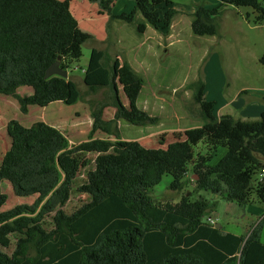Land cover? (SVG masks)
Wrapping results in <instances>:
<instances>
[{
    "label": "trees",
    "instance_id": "trees-1",
    "mask_svg": "<svg viewBox=\"0 0 264 264\" xmlns=\"http://www.w3.org/2000/svg\"><path fill=\"white\" fill-rule=\"evenodd\" d=\"M71 1L0 0V95L15 99L22 115L31 106L45 108L54 102L72 106L83 100L71 79L45 78L57 61L62 70L70 71L82 57L84 43L92 40L79 28ZM86 1L96 4L98 14L108 21L131 24L140 15L139 34L147 27L169 29L177 15L168 0H133L132 10L119 14L113 13L118 0ZM218 1L217 6H200L192 14L194 35H216L214 19L225 5L250 7L258 13L255 23L264 22L258 0ZM106 56L103 50L92 49L83 72L89 94L99 89L109 93L106 100L88 101L87 140L70 147L65 135L45 122L29 127L16 120L7 123L11 143L0 162V264H264V217L245 234L208 222L220 202L244 208L255 196L264 207V112L255 121L218 118L215 103L205 99V85L198 80L191 88L201 127L185 130L183 140L165 149L145 148L137 141L120 143L119 120L145 127L157 125L158 119L137 106L142 78L127 62L115 58L109 64ZM260 64L264 67V55ZM22 87L30 88L31 95L20 96ZM119 87L126 106L117 99ZM106 108L115 110L110 120L103 118ZM99 132L116 142L95 138ZM200 143L204 154L195 153ZM218 148L226 153L211 165ZM79 153L96 155L94 168L78 188L91 201L68 215L60 208L71 196L77 171L64 159ZM188 173L195 177L193 192H184ZM165 176L171 177L170 191L183 192L179 201L160 203L152 197ZM3 181L16 197L36 199L2 211L7 202ZM51 214L54 227L46 231L42 223ZM14 235L15 247L7 254L3 250Z\"/></svg>",
    "mask_w": 264,
    "mask_h": 264
},
{
    "label": "rangeland",
    "instance_id": "rangeland-1",
    "mask_svg": "<svg viewBox=\"0 0 264 264\" xmlns=\"http://www.w3.org/2000/svg\"><path fill=\"white\" fill-rule=\"evenodd\" d=\"M75 1L70 11L78 21L79 28L92 37L82 46L79 62L68 71V78L76 83L83 100L72 106L59 102L45 108L31 106L28 113L22 115L15 99L0 95V162L11 143L6 133V125L10 120H16L25 127L39 121L52 125L65 135L70 147L87 140L91 122L88 101H103L109 94L107 89L89 94L83 84V71L92 49L103 50L109 64L117 58L132 67L143 80L137 106L158 119L157 125L145 127L119 120L120 143L137 141L145 148L165 149L168 144L183 140L185 130L201 127L200 108L194 102L191 88L198 80L205 85V99L215 103L214 113L218 118L229 115L237 120L255 121L264 112V67L260 64L264 55V22L255 23L258 13L254 9L225 5L214 19L217 34L200 37L191 31L192 14L200 6L208 9L217 6L218 0H168L171 8L177 11L171 27L158 31L147 27L143 34L136 30L137 25L143 22L138 14L131 24L108 19L105 22L99 16L96 4L86 0ZM258 1L264 7V0ZM133 3V0H118L113 13H129ZM31 93L30 88L18 89L20 96H29ZM117 99L127 104L121 87ZM114 111L113 108H106L104 118L110 119ZM94 137L116 142L114 137L100 132ZM194 150L195 153L204 154L206 148L200 143ZM95 156L79 153L64 159L65 162L73 163L77 171L71 196L60 208L68 215L91 201L78 188L86 182L88 172L94 168ZM219 159V155L213 157L211 165H215ZM194 179L191 173L186 175L184 192L194 191ZM170 182L171 177L165 176L154 187L152 197L157 202L179 201L183 192L170 191ZM1 191L7 196L2 211L20 204L30 205L36 199V196L16 197L7 181L1 183ZM200 195L211 198L210 194ZM194 197L197 198V195ZM231 204L221 202L211 217L232 233L245 234L252 224H257L264 217V207L256 201L255 196L252 203L244 208ZM52 217L53 214L43 220L46 231L54 227ZM16 238L17 235L11 237L10 247L3 250L5 253H12ZM261 242L264 244V221L261 224Z\"/></svg>",
    "mask_w": 264,
    "mask_h": 264
},
{
    "label": "crops",
    "instance_id": "crops-1",
    "mask_svg": "<svg viewBox=\"0 0 264 264\" xmlns=\"http://www.w3.org/2000/svg\"><path fill=\"white\" fill-rule=\"evenodd\" d=\"M76 1L75 0H72L71 2H70V7L75 3ZM219 2V1H218ZM97 11H98V8L96 9ZM75 14L78 16V17H80V18H82V15L78 12V11H75ZM102 19H103V21H105L106 22V19H108V17L106 16V15H99ZM75 18V17H74ZM78 22V21H77ZM78 25H79V23H78ZM146 31H147V29H146ZM84 33H86L85 31H84ZM86 34H88V33H86ZM88 35H90V34H88ZM91 41V40H90ZM127 104H125V106H126ZM139 108V107H138ZM115 112V111H114ZM113 115H114V113H113ZM103 118H104V113H103ZM113 118V116L110 118V119H112ZM110 119H108V120H110ZM104 120H106L105 118H104ZM52 126V125H51ZM89 127H91V122H90V125H89ZM59 130V129H58ZM90 130V129H89ZM225 153H226V149H224V148H218L217 150H216V155L218 156L219 155V158H221L222 156H224L225 155ZM188 175V174H187ZM221 203V202H220ZM220 203H219V205H220ZM232 205V204H231ZM235 207H237L238 208V206H236L235 204H233ZM227 206H228V204H227ZM233 206V207H234ZM213 218V217H212ZM214 219V218H213ZM216 222H217V219H214ZM226 225L228 226L229 224H227L226 223ZM222 226V225H221ZM226 231H228L227 230V228H225L224 226H222ZM228 232H230V231H228ZM230 233H232V232H230ZM234 234H237V233H234Z\"/></svg>",
    "mask_w": 264,
    "mask_h": 264
},
{
    "label": "water",
    "instance_id": "water-1",
    "mask_svg": "<svg viewBox=\"0 0 264 264\" xmlns=\"http://www.w3.org/2000/svg\"><path fill=\"white\" fill-rule=\"evenodd\" d=\"M52 76H58L64 79L68 78V72L65 70H62L59 66V61L53 63L46 71L45 78L48 79ZM217 228H221L222 226L220 224H217Z\"/></svg>",
    "mask_w": 264,
    "mask_h": 264
},
{
    "label": "built area",
    "instance_id": "built-area-1",
    "mask_svg": "<svg viewBox=\"0 0 264 264\" xmlns=\"http://www.w3.org/2000/svg\"><path fill=\"white\" fill-rule=\"evenodd\" d=\"M83 72H84V71H83ZM261 174H264V170L261 171ZM260 178H261V176H260ZM208 222H209L211 225H213V224L216 223V221H215L213 218H208Z\"/></svg>",
    "mask_w": 264,
    "mask_h": 264
}]
</instances>
